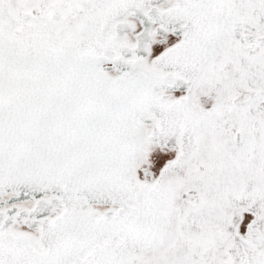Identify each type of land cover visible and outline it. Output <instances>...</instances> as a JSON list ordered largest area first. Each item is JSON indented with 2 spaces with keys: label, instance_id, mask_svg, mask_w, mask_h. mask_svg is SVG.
Instances as JSON below:
<instances>
[{
  "label": "snow or ice",
  "instance_id": "1",
  "mask_svg": "<svg viewBox=\"0 0 264 264\" xmlns=\"http://www.w3.org/2000/svg\"><path fill=\"white\" fill-rule=\"evenodd\" d=\"M0 264H264V0H0Z\"/></svg>",
  "mask_w": 264,
  "mask_h": 264
}]
</instances>
